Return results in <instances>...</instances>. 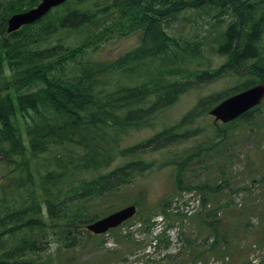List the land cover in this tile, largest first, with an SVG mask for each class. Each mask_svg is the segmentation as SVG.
Wrapping results in <instances>:
<instances>
[{"label": "trees", "instance_id": "trees-1", "mask_svg": "<svg viewBox=\"0 0 264 264\" xmlns=\"http://www.w3.org/2000/svg\"><path fill=\"white\" fill-rule=\"evenodd\" d=\"M37 2L0 0V264L34 263L19 257L39 255L51 235L57 252L78 245L82 225L97 217L90 209L114 205L151 167L111 170L115 159L165 146L179 126L128 147L120 135L151 128L191 81L247 71L264 82V0H67L6 34L7 18ZM189 10L208 19L202 39L168 31ZM133 33L139 45L130 51L91 58L109 37ZM204 49L226 61L200 69ZM142 221L149 231L150 218Z\"/></svg>", "mask_w": 264, "mask_h": 264}, {"label": "rangeland", "instance_id": "rangeland-1", "mask_svg": "<svg viewBox=\"0 0 264 264\" xmlns=\"http://www.w3.org/2000/svg\"><path fill=\"white\" fill-rule=\"evenodd\" d=\"M195 14L184 12L186 19L177 20L168 31L182 39H202L208 30L202 20L208 19ZM138 45L137 33L109 37L93 47L96 50L91 58L114 60ZM225 60V56L204 49L199 68L217 69ZM252 79L245 71L191 81L175 103L157 114L151 128L129 129L120 135L121 146L128 147L144 143L165 127L179 126L176 140L165 147L143 149L135 157H118L110 166L113 169L128 161L152 166L123 189L113 207H100L101 213L107 214L137 203L139 218L144 215L147 220V212L154 217L150 234L145 223L134 218L100 237L84 235L82 246L61 252L50 234L47 249L39 250L37 256L22 255L19 260L40 264H192L197 259L196 264H264V103L252 120H239L224 131L214 126L207 114L215 103ZM196 108L194 118L183 122ZM186 208L190 217L183 215ZM90 212L103 216L96 208ZM157 214L164 215L162 221ZM154 238L156 246L151 243Z\"/></svg>", "mask_w": 264, "mask_h": 264}, {"label": "water", "instance_id": "water-1", "mask_svg": "<svg viewBox=\"0 0 264 264\" xmlns=\"http://www.w3.org/2000/svg\"><path fill=\"white\" fill-rule=\"evenodd\" d=\"M65 1L66 0H40L36 7H33L21 14L11 16L7 20V32L15 31L19 29L21 25L39 19L40 17L44 16L51 8L59 6ZM263 97L264 85L259 84L223 100L213 109H211L209 114L212 115L216 120L228 122L259 104ZM134 212V206H128L120 211L108 215L103 219L87 225L86 228L95 234L103 233L107 231V229L116 227L121 222L131 217ZM8 264L24 263L11 262Z\"/></svg>", "mask_w": 264, "mask_h": 264}, {"label": "bare ground", "instance_id": "bare-ground-1", "mask_svg": "<svg viewBox=\"0 0 264 264\" xmlns=\"http://www.w3.org/2000/svg\"><path fill=\"white\" fill-rule=\"evenodd\" d=\"M18 14H21V12H18V13H15V14H13V15H18ZM12 15V16H13ZM260 15V14H259ZM45 16V15H44ZM44 16H42V17H40L39 19H36V20H34L33 22H30V23H27V24H24V25H21L20 27H23V26H26V25H29V24H32V23H34V22H36V21H38V20H40L41 18H43ZM164 25V24H163ZM166 27V26H165ZM164 27V28H165ZM166 29V28H165ZM164 29V30H165ZM163 33V32H162ZM167 33V32H166ZM185 52V51H184ZM193 54V53H192ZM191 58V57H190ZM255 65V64H254ZM118 121V120H117ZM117 123V122H116Z\"/></svg>", "mask_w": 264, "mask_h": 264}]
</instances>
